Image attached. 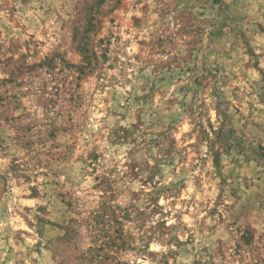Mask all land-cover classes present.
<instances>
[{"label":"rangeland","instance_id":"374dc122","mask_svg":"<svg viewBox=\"0 0 264 264\" xmlns=\"http://www.w3.org/2000/svg\"><path fill=\"white\" fill-rule=\"evenodd\" d=\"M0 264H264V0H0Z\"/></svg>","mask_w":264,"mask_h":264}]
</instances>
